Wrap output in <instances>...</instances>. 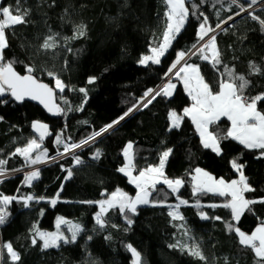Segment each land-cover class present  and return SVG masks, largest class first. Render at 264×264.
I'll list each match as a JSON object with an SVG mask.
<instances>
[{
  "label": "trees",
  "instance_id": "16d2710c",
  "mask_svg": "<svg viewBox=\"0 0 264 264\" xmlns=\"http://www.w3.org/2000/svg\"><path fill=\"white\" fill-rule=\"evenodd\" d=\"M249 2L240 0L244 7ZM15 4L16 0L0 1L1 7L15 8ZM229 5L230 0L223 3L186 0L189 16L176 36V48L189 53L198 44L197 32L204 16L208 17V26L214 29L216 24L240 11L238 5ZM20 7L30 9L29 22L6 30L9 46L4 50L5 62L15 61L13 68L19 73H27L26 65L33 66L32 74L54 88L57 105L64 112L50 114L34 103L16 102L5 95L4 99L9 102L0 104V117H3L0 120V160L6 161L5 170L30 165L23 156L12 155L16 148L25 147L30 140L40 144V148L30 154L32 159L44 150H47L46 158L57 155L62 146L56 143V137L60 136L63 126L72 139L87 138L141 102L148 89L154 90L159 85L166 71V65L138 63L162 41L167 24L165 0H21ZM194 10L196 15H192ZM250 13L239 15L214 34L221 65L213 66L199 54H189L187 58L188 63L198 65L214 92L219 90L220 81L227 79L222 75L226 65L236 75L250 80L252 87L246 95L254 97L264 93V75L251 74L249 67L251 62L264 72V29L260 24V20H264V6ZM81 23L87 26L86 35L66 40L74 35V26ZM54 33L58 34L57 46L43 49L45 38ZM50 72L54 75L49 76ZM90 77H96L93 83H88ZM55 78L66 85L63 92L56 88ZM174 81L171 96H158L147 108L140 105L139 110L77 152L83 163L77 165L67 157L45 164L38 169L39 178L31 185L23 183L25 174L0 181V194L17 197L4 206L8 218L0 225V264H132L127 245L141 254L142 264H256L254 252L240 245L239 237L234 231L229 232L225 223L230 222L245 233L251 232L264 221V203L251 205L252 210H246L239 221L232 220L229 209L209 207L227 203L230 196L214 193L194 196L192 174L199 167L214 178L236 179L239 172L232 168L231 161L237 159L238 163L246 165L244 174L256 189L245 193V197L258 199L264 197V158H256L260 150L245 149L231 138L221 140L222 155L205 149L188 116L184 117L180 128L170 131L169 111L183 115V109L192 102L183 84ZM80 88L87 92L86 102ZM69 106L72 111H68ZM258 109L264 111V102H258ZM34 121L48 126L43 140L32 127ZM229 128V120L221 117L209 126V131L224 136ZM128 142L133 144V168L138 171L158 165L160 154L172 148L165 175L185 183L175 193L166 184H157L155 190H150V202L138 205L135 214L129 213L131 225L118 208L109 209L104 214L105 227L100 228L95 222L96 213L100 211L97 201L105 200L117 189L129 197L137 193L135 185L117 171L124 163L123 149ZM97 149L101 156L94 159ZM67 169H71L73 175L65 180ZM28 195L35 199L25 207L20 197ZM52 199L57 200L55 205ZM180 200L188 203L179 204ZM178 204L183 220L173 219L168 214ZM201 211L210 218L201 219ZM57 216L81 226L83 231L76 242H61L58 248L44 249L42 241L36 237L37 243L33 245V226L40 231L53 230ZM216 216L222 219H213ZM89 236L92 239L89 240ZM178 241L198 244L207 261L191 257L179 247H169ZM2 243H11L20 260H9Z\"/></svg>",
  "mask_w": 264,
  "mask_h": 264
},
{
  "label": "snow or ice",
  "instance_id": "6c2138e0",
  "mask_svg": "<svg viewBox=\"0 0 264 264\" xmlns=\"http://www.w3.org/2000/svg\"><path fill=\"white\" fill-rule=\"evenodd\" d=\"M219 3H223V0H217ZM21 0H16L15 8L10 6L0 7V104H7L9 101L4 99L5 95H10V97L16 102H23L26 98L32 100H38L44 105L49 112L54 114H61L64 112L59 105L53 102V89L47 84L39 82L34 75V68L31 65H26L25 75L18 74L14 68L13 64L15 61L5 62L4 50L9 46L6 36V30L14 28L16 25L28 23L27 17L30 15V9L21 10L20 7ZM257 0H250L248 7L256 4ZM186 0H166L167 11L165 16L167 17V24L165 31L163 32V40L159 43L158 47H152L150 49L151 55H145L138 61L139 64L144 65L149 62L153 64H159L161 62V57L165 56L166 50L172 45L177 34H179L184 27L185 21L189 16V10L185 7ZM238 5L240 11L235 13L239 15L242 12L247 11L240 0H230V5ZM196 8V5H193ZM67 12V9H65ZM192 15H196L195 10ZM203 15V13H200ZM219 15V12H217ZM251 15V13H249ZM253 19H259L258 17L252 16ZM232 16L228 17L231 20ZM226 23L221 21L216 24V29L221 28V24ZM262 29H264V20H260ZM87 26L83 23L74 26V35L72 37L65 38L66 40L76 39L78 37H83L86 35ZM226 31V29H224ZM215 29L208 26V17L204 16L203 21L199 24V30L197 32L199 47L193 46L194 50H189L191 55H200V58L205 61H210L213 66L221 65L222 61L220 58V52L216 44V36L211 35L206 42L205 37L209 36V33H213ZM58 34H52L45 38L41 47L43 49L55 48L56 39ZM206 53H210L208 55ZM184 51H179L176 54V61L169 68V72L177 66L180 61H182L186 55ZM249 67L252 70L251 74H262L261 68L250 62ZM225 72L222 75H226L227 79H222L219 83V91H213L212 86L205 82L204 77L200 74V69L194 64H184L178 72L175 73L177 77L183 79L184 88L188 95L191 97L193 103L190 108H185L183 110V115L178 114L176 111H169L168 117L170 120V128L178 129L181 127V122L184 117H191L192 123L195 125L196 131L199 133L201 144L205 149H211L218 156L222 155L221 140H227L231 138L232 140L238 141L240 145H243L245 149L248 150H260L257 159L264 158V111L258 109V102H264V93L258 94L254 97L246 95V92L252 87L251 82L244 75H236L234 71L224 66ZM49 76H53V73H48ZM167 75V73H166ZM96 77H90L88 83H93ZM56 88L63 92L66 85L59 79L55 78ZM175 88L171 82L166 83L159 91L153 89H148L141 100L147 99L146 103H143L142 107L147 108L158 96H171L172 89ZM74 90V89H70ZM79 91L85 94V102L87 99V92L84 88H80ZM67 103V101H65ZM138 102L136 105L130 107L123 115H121L116 120L102 127L99 131L92 132L86 139L80 141L79 144L64 143V153H69L72 149H78L82 146L88 145L89 143H94L97 137H101L103 134L107 133L109 129H112L115 125L119 124L120 121L124 120L130 113L134 110H139ZM83 105L80 106V109ZM77 109V110H80ZM73 109L69 106L68 111ZM220 117H227L231 121V127L227 130L224 136L214 135L209 131V126L220 119ZM3 117H0L2 120ZM84 123H87L86 121ZM32 127L37 131H40V140L44 139V136L48 134V126L44 123L34 121ZM56 143H63L60 136L57 135ZM40 144L36 140H30L28 144L23 148H16L15 153L12 155L19 154L23 156L28 164H37L41 162V156H46L47 150L43 153L37 155L35 159H32L31 153L34 149H39ZM173 149L167 148L159 156V164L155 166H149L143 170L139 171L138 175L132 174V154H133V144L129 142L123 149V155L126 158V163L117 169L118 172L124 173L128 176L130 183L134 184L137 189L136 196L129 197L127 193L117 189L115 192L105 199L97 201L96 203L100 206V211L96 213L95 222L100 228L105 227L104 214L109 211V209L118 208L119 212L122 213L127 219V224L131 225L133 223L132 219L129 218V213L135 214L138 205L148 204L149 196L151 195L150 190H155L157 184L163 183L172 190V192H177L179 188L185 183L182 179H169L164 172L165 165L168 162ZM60 155H63L61 153ZM101 152L99 149L94 153L93 158L99 159ZM73 160L75 164L79 165L83 163L80 157L73 155ZM5 160H0V178L5 176L4 165ZM231 166L237 172H239V179L232 180L231 182H226L223 178L216 179L208 172L197 167L194 172L195 175L192 176V192L193 195L214 193L220 196L228 195L231 199L224 203L223 205H209V207H224L231 211L232 220L239 221L241 215L246 211H251V205L256 203H264V197L258 199H247L245 193L253 192L254 189L249 184V177L244 174L245 164L237 162V159L231 161ZM40 175L39 170H34L28 172L24 176V184L31 185L34 180L38 179ZM73 172L71 169H67V176L65 180L71 178ZM63 187V185H62ZM59 193H57V197ZM15 196H7L0 194V225L6 223L8 218V212L4 206L16 200ZM23 200L24 206H29V201L35 199L32 195L26 197H20ZM39 199H44V197H39ZM56 199H52L51 203L55 205ZM91 203V202H87ZM188 201L180 200L179 204H187ZM179 204L176 205L171 211H169V216L173 219L183 220L184 217L180 215L178 209ZM199 201H197V205ZM172 207V206H170ZM201 219H209L206 213L200 212ZM215 220H221L219 216L214 217ZM57 229L61 224L67 223L62 217L57 219ZM115 227V225H113ZM225 227L229 232L234 231L239 237V243L242 246L250 248L257 258L256 264H264V221H262L259 226H257L251 234H246L239 227L234 226L230 222L225 223ZM71 236L65 237V235L59 230L56 232H46L40 231V229L34 225L33 232L34 238L32 239V244L37 243L36 237L42 241V247L44 249L58 248L60 243L65 244L74 243L77 240V236L83 231L80 225H72L70 227ZM187 234V233H185ZM88 239H92L91 236ZM110 239V237H108ZM3 247L7 250L8 256L13 262L20 260V255L13 249L11 243H6ZM170 248L179 247L181 252H186L187 255L194 257L200 261H207V257L202 252L198 244H180L179 241L176 244H170ZM127 249L131 252L133 261L132 264H142L141 254L131 245H127ZM225 261L227 258L225 257Z\"/></svg>",
  "mask_w": 264,
  "mask_h": 264
},
{
  "label": "built area",
  "instance_id": "2783aa9c",
  "mask_svg": "<svg viewBox=\"0 0 264 264\" xmlns=\"http://www.w3.org/2000/svg\"><path fill=\"white\" fill-rule=\"evenodd\" d=\"M262 6H264V0L257 1L256 4L252 5L251 7H247V11H245L243 13H250L252 10L257 9L259 7H262ZM249 9L251 10L250 12L248 11ZM223 24L224 23L221 24V27L223 26ZM214 29H215V31L213 33H209L208 37H210L211 35H214L221 28L216 29V27H215ZM175 72H176V68L172 69L171 72H169V70H166L164 72L163 78H162L160 84L158 85V87H160V86L164 85L165 83H167L174 76ZM166 73H167V75H166ZM145 101H146V99H144L140 103L143 104ZM99 130L100 129H98L96 131H99ZM110 130H112V129H109V131ZM60 138L63 141V143H60V145L62 146V149L57 155L52 156L50 158H46V161L44 160V161H41L40 163H37V164H34V165H32V164L24 165V166L18 167L16 169L5 170V176L3 177V179L1 178L0 181L4 180L6 178H9V177L15 176V175H24V174H26V173H28L30 171L39 169L41 166H43L45 164L51 163L53 161H56L57 159H62V158H67V157L73 159V155H76L77 152H79L81 149H83L85 146H87V145H85V146H82L81 148H78V149H72L69 153H64V143H68L69 145H71L72 143L79 144L81 140L72 139L70 137V135L67 133L65 126H63L61 128ZM84 139H86V138H84ZM61 153H63V155H60ZM143 169H145V168H142L141 170H143ZM137 171L138 170L136 168H133V172H137Z\"/></svg>",
  "mask_w": 264,
  "mask_h": 264
},
{
  "label": "crops",
  "instance_id": "0c3cea01",
  "mask_svg": "<svg viewBox=\"0 0 264 264\" xmlns=\"http://www.w3.org/2000/svg\"><path fill=\"white\" fill-rule=\"evenodd\" d=\"M166 1V0H165ZM209 38V37H208ZM207 37H205V41L204 42H206V40L208 39ZM162 40H163V37H162ZM162 42V41H161ZM175 42H176V38L174 39V41H173V43H172V45H170L169 46V48L166 50V54H165V56H163V57H161V62L159 63V64H157L158 66H160V65H166V69L165 70H169V68L172 66V64L176 61V54H177V52H179L180 50L178 49V48H176V46H175ZM200 43H203V42H200ZM197 47H199V44L197 45ZM192 50H194V48L192 49ZM189 54H190V52H189ZM189 54L188 55H186L185 56V58L182 60V61H180V63H178L177 64V66L175 67L176 68V72H178L179 71V69L182 67V66H184V64H193V63H188L187 62V58H188V56H189ZM206 54H208V55H211L210 53H206ZM146 55H151V51H149V53L148 54H146ZM194 65H197V64H194ZM198 66V65H197ZM174 69V68H173ZM175 72V73H176ZM201 74V73H200ZM173 79L175 80H179L182 84H183V86H184V82H183V79L182 78H180V77H177L176 75H174L173 76ZM172 79V80H173ZM185 89V88H184ZM186 91V90H185ZM219 91V90H218ZM186 93H187V91H186ZM188 94V93H187ZM189 96V95H188ZM190 97V96H189ZM191 98V97H190ZM192 100V99H191ZM192 103H193V101L189 104V105H187L185 108H190L191 106H192ZM184 108V109H185ZM183 109V110H184ZM190 119H191V117H189ZM221 118V117H220ZM227 118V117H226ZM228 119V118H227ZM38 122H40V121H38ZM229 122H230V127H231V121L229 120ZM41 123H43V122H41ZM45 124V123H44ZM194 127H195V125H194ZM196 129V128H195ZM40 132V131H39ZM198 133V132H197ZM198 135H199V133H198ZM238 142V141H237ZM159 164V163H158ZM196 169V168H195ZM194 169V170H195ZM202 169V168H201ZM204 171H206V170H204ZM207 172V171H206ZM210 174V173H209ZM193 175H195V172H193V174H192V176ZM211 175V174H210ZM216 179H221V178H216ZM239 179V175H238V177L236 178V180H238ZM225 180V179H224ZM232 180H234V179H232ZM232 180H225L226 182H231ZM230 199H231V197H230ZM260 224V223H259ZM259 224H257L253 229H252V231L257 227V226H259ZM251 231V232H252ZM251 232H249V233H246V234H251Z\"/></svg>",
  "mask_w": 264,
  "mask_h": 264
},
{
  "label": "rangeland",
  "instance_id": "374dc122",
  "mask_svg": "<svg viewBox=\"0 0 264 264\" xmlns=\"http://www.w3.org/2000/svg\"><path fill=\"white\" fill-rule=\"evenodd\" d=\"M0 1H1V0H0ZM0 7H1V6H0ZM247 7H248V6H247ZM247 7H245V8L247 9ZM248 11L250 12L251 10L249 9ZM242 13H243V12H242ZM240 14H241V13H240ZM234 16H236V15H233L232 17H234ZM227 20H228V19H226L225 22H226ZM199 43H200V42H199ZM199 43H198V44H199ZM198 44H197V45H198ZM197 45H196V46H197ZM174 75H175V74H174ZM172 79H173V77H172L167 83L171 82L173 85H176L174 79H173V80H172ZM159 84H160V83H159ZM165 84H166V83H165ZM165 84H164V85H165ZM164 85H162L161 87H158V86H157V89L162 88ZM157 89L155 88V89H154V92H155ZM173 91H174V88L172 89V93H173ZM145 99H146V101H147L148 98H145ZM142 101H143V100H142ZM142 101H141V102H142ZM146 101H145V102H146ZM140 105H142V104L140 103L139 106H140ZM169 122H170V120H169ZM170 123H171V122H170ZM114 127H115V126H114ZM35 130H36V129H35ZM36 131H37V130H36ZM38 133L41 134L39 131H38ZM36 142H37V141H36ZM37 143H38V142H37ZM128 143H129V142H128ZM128 143H127V144H128ZM127 144H126V145H127ZM126 145H125V146H126ZM124 148H125V147H124ZM34 150H35V149H34ZM34 150H33V151H34ZM40 154H41V153H40ZM123 158H124V163H123V165H124V164L126 163V158L124 157V155H123ZM44 160L46 161V157H45V156H41V161H44ZM57 160H60V159H57ZM57 160H56V161H57ZM53 162H54V161H53ZM132 163H133V161H132ZM123 165H121L120 167H122ZM133 167H134V165H133ZM36 170H38V169H36ZM203 170H204V169H203ZM33 171H34V170H33ZM131 171H132V174H133V175H138L140 170H139L138 172H133V168H132ZM30 172H31V171H30ZM123 174H124V173H123ZM124 175H125V174H124ZM125 176H126V175H125ZM126 177H127V179H128V182L130 183L128 176H126ZM2 179H3V178H2ZM0 180H1V178H0ZM131 184H132V183H131ZM133 185H134V184H133ZM136 194H137V193H136ZM136 194H135L134 196H132V197L134 198V197L136 196ZM110 195H111V194H110ZM110 195H109V196H110ZM109 196H107L106 199H107ZM61 217H62L67 223L61 224V225L59 226V229H57V223H56V227H55L53 230H41V231H46V232H56V231L59 230L60 232H62V233L65 235V237H70V236H71V232H70L69 229H70V227H71L72 225H76V224H74V223H71V224H70V222H71L70 219H69V218H65V217H63V216H57V218H56V222H57V219H58V218H61ZM69 224H70V225H69ZM65 225H66V226H65ZM69 234H70V235H69ZM0 244H1V241H0ZM4 244H6V243H2V247H3ZM3 249H4L5 252L7 253V250H6L4 247H3ZM7 255H8V254H7ZM8 258H9V260H11V258H10L9 256H8Z\"/></svg>",
  "mask_w": 264,
  "mask_h": 264
},
{
  "label": "water",
  "instance_id": "95a60500",
  "mask_svg": "<svg viewBox=\"0 0 264 264\" xmlns=\"http://www.w3.org/2000/svg\"><path fill=\"white\" fill-rule=\"evenodd\" d=\"M241 14H243V13H241ZM241 14H239V15H241ZM238 15V16H239ZM237 15L236 16H234V17H232V19L231 20H227L226 21V23H224L223 24V26L221 27V29L223 28V27H225L226 25H229L234 19H236L237 17H238ZM15 70V69H14ZM16 71V70H15ZM17 72V71H16ZM18 74H20V75H25V74H27V73H19V72H17ZM35 77V76H34ZM36 78V77H35ZM37 79V78H36ZM38 80V79H37ZM39 82H41V83H44V84H47V83H45V82H43V81H41V80H38ZM48 85V84H47ZM50 88H52L53 89V93H54V96H53V102L55 103V104H57V102H56V92H55V90H54V88L53 87H51L50 85H48ZM24 101H29V102H31V103H34V104H36V105H38L39 107H41L43 110H45L46 112H48V113H50V114H54L53 112H49L48 111V109H46L45 107H44V105L43 104H41L38 100H32V99H28V98H26ZM135 111V110H134ZM133 111V112H134ZM132 112V113H133ZM132 113H130L129 115H131ZM128 115V116H129ZM127 116V117H128ZM126 118V117H125ZM123 121V120H122ZM122 121H120V123L122 122ZM119 123V124H120ZM118 125V124H117ZM117 125H115V126H117ZM114 128V127H113ZM112 128V129H113Z\"/></svg>",
  "mask_w": 264,
  "mask_h": 264
},
{
  "label": "bare ground",
  "instance_id": "6f19581e",
  "mask_svg": "<svg viewBox=\"0 0 264 264\" xmlns=\"http://www.w3.org/2000/svg\"><path fill=\"white\" fill-rule=\"evenodd\" d=\"M161 87V86H160ZM156 89H157V87H156ZM148 98H150V97H148ZM116 127V126H115ZM97 139V138H96Z\"/></svg>",
  "mask_w": 264,
  "mask_h": 264
}]
</instances>
